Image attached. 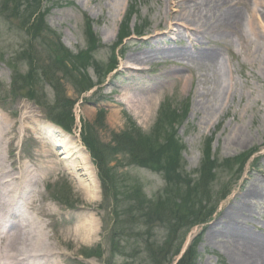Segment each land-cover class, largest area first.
I'll use <instances>...</instances> for the list:
<instances>
[{"label": "rangeland", "instance_id": "rangeland-1", "mask_svg": "<svg viewBox=\"0 0 264 264\" xmlns=\"http://www.w3.org/2000/svg\"><path fill=\"white\" fill-rule=\"evenodd\" d=\"M184 1L38 0L42 21L34 33L42 40L31 42L32 50L28 47L24 55L26 30L18 18L5 19L2 12L10 4L0 0V116L15 123L3 161L14 176L24 175L25 183L31 177L36 181L31 193L25 191L28 205L34 200V207L20 216L25 240L33 244L12 251L19 259L9 258L4 250L15 235L13 229H0V245L8 238L0 246V264H153L150 251L162 256L166 242L173 256L164 264L177 263L188 249L197 255L196 264H229L226 234L213 239L211 232L218 223L222 231L230 227L222 219L225 210L252 186L259 188L261 198L250 200L253 215L235 219L234 225L264 239V8L257 0L258 14L248 33L245 20L253 5L245 0V9L243 0L237 2L231 9L242 7L239 31H244L235 35L220 19L235 0H212L209 23L221 35L213 37L198 26L200 21L193 24L200 33L192 35L183 27L187 19L174 20L172 3ZM204 2L199 0L201 11L207 8ZM189 8L181 10L188 18ZM156 48L191 54L213 50L222 64L213 72L209 63L199 60L156 58ZM58 52L62 59L56 63ZM145 55L147 61L135 64L142 70L128 68L130 56ZM224 88L232 93H223ZM203 92L217 103L208 114L200 109L206 100ZM169 99L153 129L160 103ZM47 118L71 130L66 148L76 153L69 160H63V150L56 147L61 139L53 144L48 138V132H55ZM85 139L104 160L103 188ZM149 142L156 148L161 143L165 151L178 148L169 153V167L158 153L157 167L133 163L155 153L149 151ZM124 143L137 149L138 157L126 151ZM251 150L247 158L237 156ZM80 158L93 167L96 187L87 181ZM238 159H243L241 164ZM82 184L94 191L87 196ZM25 198L15 196L17 205ZM197 199H203L202 205H196ZM158 204L170 217L169 226L156 219ZM46 208L51 218L42 215ZM210 214L203 225L185 226ZM41 221L42 233L37 229ZM81 223L93 229L92 239L75 236ZM27 250L33 258H26Z\"/></svg>", "mask_w": 264, "mask_h": 264}, {"label": "bare ground", "instance_id": "bare-ground-1", "mask_svg": "<svg viewBox=\"0 0 264 264\" xmlns=\"http://www.w3.org/2000/svg\"><path fill=\"white\" fill-rule=\"evenodd\" d=\"M235 1L240 2V4L242 3V1L240 0H235ZM243 2H244V7L246 9L248 6V2H245V0H243ZM204 3L207 5V8L203 11L198 9L200 8L199 0H185L181 4L172 3V5H174L176 9L171 11V15L175 17L174 20L176 21L183 20L184 18L187 19V21L186 22L184 21V22L187 23L188 28L195 33L197 32L198 29L195 28L196 30H194L193 29L194 27L192 26H194L193 24L196 23V21H200L198 22V25L201 24L203 27H205L207 32L216 34L214 31V27L211 24H209V18H208L209 14L214 13V9H211V7L215 5V2L212 0H207V2H204ZM188 7L193 9L191 10L189 8L192 11L190 12L192 15L191 16L189 15L190 18H188L186 14L182 13L183 11H181L183 9H188ZM242 14H243L242 7L239 5L236 7V9H230L229 12H227L225 15H222L220 19L224 21L226 26H232L231 33L235 35L237 34L240 35L243 32V27L239 31L240 27L242 26ZM171 15L170 17L172 18ZM130 58L132 59L133 63L130 64L128 68L136 69V70H140V68L135 67V64H139L140 62H145L149 59V57L146 55L145 56H130ZM183 60H184V57H183ZM199 61L207 62L210 65H212L211 69L213 72L216 70L217 66H219L218 65L219 56L216 51L199 55ZM216 75L217 74H214V77ZM230 92L232 93L230 89L224 88L223 90V93H230ZM211 97H209L206 92H203L202 98L206 100H202L200 104V109H202V113L206 112V114H208L215 108L214 106L217 103L215 102L213 96ZM14 128H15V123H13L11 119L6 118L5 116H0V229L4 227L13 229V233L15 236H14V239L11 240L12 244L10 245L11 241L9 242V245L6 243V241L8 240L7 237H4L2 240H3V243L4 242L6 243V248L4 245V248H5L4 252L8 255L9 258L13 256L14 257L13 259L17 260L19 259L18 258L19 256H15L14 254H11L13 253L12 251H17L20 246L30 247L33 244V243L29 244L27 240H25V235H24L25 225L22 224L21 219H20L21 218L20 216L23 214L22 212L24 211L20 213L21 211L20 207H23L24 209L26 208L33 209L35 201L31 200V203L28 205V201L26 200L27 198H25L26 197L25 191H28L33 185H35L36 181H31V180H34V178L31 177V180H28L25 183L23 181V178H25L24 175L19 173L18 175L14 176L15 172L9 171L8 168L4 164V161H3L4 151L8 150L9 146L12 143V140H13L12 135H14V131H15ZM49 129H51V131L52 130L55 131V133L58 134L55 138H53L55 133L53 134L52 140H51L52 143L56 141L57 137L60 138L61 142H59L56 145L59 149L63 150L62 153H60L61 155H63V160H69V158H71L73 155H75L74 153H76V151H73V150H72L73 151L72 153L70 152L72 149L71 147L66 148V141L68 140L69 137L64 136L61 132L58 131V128H56L55 126L51 125ZM18 133L19 132H17L16 134ZM48 133H51V132H48ZM59 134L61 135L59 136ZM250 152H252V150L249 152H246L245 154H248ZM45 154L48 157L50 155L48 151H46ZM80 163L82 165L81 166L82 169L86 173V174L84 173V175L89 176L87 181L90 180V186L96 187L97 178L95 176L93 167L91 166V164L89 163L87 159L84 160L80 158ZM64 177H65L64 175L60 176L58 180H61ZM4 186H6L5 189L2 188ZM81 186H82V190L84 191V194L86 193L87 196L89 195V193H92L94 191L92 189L89 191V189L85 187L84 184H82ZM28 192L31 193L30 191ZM15 196H19L20 199L25 198V202L23 206L22 205L18 206L19 204L18 205L15 204L16 203ZM237 198L238 200L236 204L232 208L225 210V213H224L225 216L222 217V219H227L230 227L228 228L226 227L225 231H222V229H218L219 224H220L218 223L215 228L214 225L218 222L217 221L216 223L213 224L214 231L212 230L211 232L212 238L216 239L217 235L226 234L229 242L231 243V247H228L230 251L227 253V255L225 254L228 258L229 264H264V240L258 238L256 234L250 231H247V230H242L240 226L234 225V223L236 224V222L234 221L236 220L240 221V220H243L244 218H247L253 215L254 213L253 209H249L248 204L250 203V200H257L261 198V191L259 190L257 186H252V188L247 189L245 192L241 193L239 197H236V199ZM220 210L221 211L223 210V206L220 208ZM42 215H44V217L46 218H51L53 213L49 208H46V210H44ZM81 224L82 225L79 226L80 229L78 228L75 231V236L78 239H81L83 241H88L92 239L94 231L92 232L91 230L93 229L92 228L89 229V225L86 228V226H84V223H81ZM46 226H48V223ZM37 229H40V232L42 233V230L45 229V223L41 221L40 224H38ZM209 231H210V228H209ZM3 243H1V245ZM40 244L41 246H43L44 242L41 240ZM26 253H27L26 254L27 259H31L34 257L31 253L29 254V250H27ZM18 262H20L19 264H24L22 260H18Z\"/></svg>", "mask_w": 264, "mask_h": 264}, {"label": "trees", "instance_id": "trees-1", "mask_svg": "<svg viewBox=\"0 0 264 264\" xmlns=\"http://www.w3.org/2000/svg\"><path fill=\"white\" fill-rule=\"evenodd\" d=\"M8 1V4H10V6H11V10H12V13L11 14H14L15 16H17L19 19H23L24 21H23V25L25 26V28L27 29V32L29 33L30 32V34L32 35H34V39H37L38 38V36H37V33H34L36 30H38V28H39V26H38V22L39 21H42V19L40 20L39 19V17L40 18H42V16L40 15V9L41 8H39L40 6H39V2L36 0V2H34L33 0H27V3H26V0H7ZM34 2V3H33ZM30 50V49H29ZM60 52V51H59ZM58 52V56L56 57V63H58L57 61H59V60H61L62 59V57H60V53ZM32 62L30 61V71H32V69H35V68H31V66H32V64H31ZM91 87V86H90ZM89 87V88H90ZM72 107V106H71ZM123 140V139H122ZM150 140V139H149ZM86 141V144L88 145V147L93 151V146H92V143H90L89 141H87V140H85ZM119 141H121V140H119ZM130 141V140H129ZM122 142V141H121ZM152 142H154V140H152ZM150 143V148H148L149 149V151H152V150H154L155 151V153H150V154H147V156L148 157H146L145 159H143V158H138L137 159V161L136 160H133V163L135 164V165H137V166H139V167H157V166H155V165H158V164H160L159 163V160H158V155H157V153L158 154H162V155H160L159 157H160V159L162 160V162H165L166 163V165H168V167H169V165H171L170 163H171V154H169V153H172L171 152V150H173V152L174 153H176V152H178V148H176V149H172V148H170V146L168 147V150H164L163 148H162V145H161V143H160V147L159 148H156L155 146H154V144L153 143H151V142H149ZM125 144V143H124ZM124 147H125V149H126V151H127V149L130 151V154L131 155H133L134 157H138V153H137V149H133L132 148V146L130 145V144H125L124 145ZM209 150V143H208V145H207V147H206V153H207V151ZM95 152V151H94ZM94 155V160L96 161V163H97V166H98V168L103 172V168L105 167L104 166V160H103V158H102V156L101 155H99V154H96V153H94L93 154ZM166 156V157H165ZM245 156H246V158H247V154H245ZM207 158H208V156H206ZM244 157V156H243ZM172 159H173V155H172ZM239 160V159H238ZM242 160L243 159H240L239 161V164H241L242 163ZM207 161V160H206ZM238 162V161H237ZM204 165V164H203ZM203 165H202V167H203ZM166 172H167V174L170 176V173H169V171H168V168L166 169ZM166 174V175H167ZM171 177V176H170ZM101 178H102V175H101ZM167 178H168V176H167ZM172 178V177H171ZM104 180V179H103ZM103 180H102V183H103V185H104V182H103ZM168 181H169V179H168ZM160 198V197H159ZM204 201H203V199H197V201H196V205H202V203H203ZM160 210H162V208H161V205L160 204H158L157 206H156V219L157 220H160V221H162L163 223H166V224H168V222L169 221H171V219H170V217L169 216H167V213H165V211L164 210H162V212H161V214L159 213L160 212ZM212 216V214H210L209 216H207V217H205L204 219H202V220H198L197 222L196 221H194L193 223H190V224H187V225H185V226H191V227H196V226H198V225H202V224H204V223H206L207 221H208V219L210 218ZM177 221H176V224H178V222H180V218H177L176 219ZM168 226H169V224H168ZM184 226V227H185ZM119 248V247H118ZM161 249V248H160ZM180 250L181 249H179L176 253H175V255H174V257L176 256V255H178L179 254V252H180ZM169 251H170V248H169V246L167 245V242H166V244L164 245V249H162V252H164V254H162V256H161V254L160 253H156V252H154V250H151L150 252H152L151 253V257L153 258V260H152V262H153V264H161V262H162V264H164V262L166 261V258L168 257V258H170V257H172L173 255H172V253L171 254H169ZM196 253V252H195ZM196 258H197V255L196 254H194L193 253V251L191 250V249H188L185 253H184V255L179 259V261L176 263V264H196ZM162 259V260H161ZM171 261V260H170ZM170 261L169 262H167V264L168 263H170ZM174 263V262H173Z\"/></svg>", "mask_w": 264, "mask_h": 264}]
</instances>
